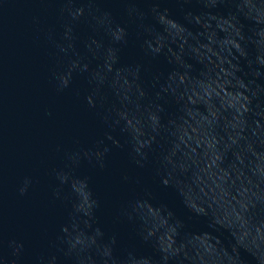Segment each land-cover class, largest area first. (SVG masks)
I'll return each mask as SVG.
<instances>
[{"label": "clouds", "instance_id": "obj_1", "mask_svg": "<svg viewBox=\"0 0 264 264\" xmlns=\"http://www.w3.org/2000/svg\"><path fill=\"white\" fill-rule=\"evenodd\" d=\"M121 2L129 5L125 11L135 24L144 56L152 59L164 56L173 67L166 75L153 74L148 83L143 64H122L120 53L129 43V25L117 22L111 12L92 15L93 31L102 30L107 43L90 38L85 43V56L75 51L73 27L66 26L64 39L68 44L66 47L57 44V48L65 55L72 50L77 58L69 62L66 70L54 72V78L62 91L70 86L74 73L85 76L90 88L86 102L90 108L97 109L106 129L103 139L97 142V150L85 152L84 158L89 162L95 158L103 169L104 159L113 148L126 147L130 161L137 168L142 169L154 160V174L164 187L177 193V181L203 175L210 160L213 166L219 163L217 171L227 169L235 175L243 171L241 195L233 201V216L223 219L209 213L204 217L210 232H228L231 243L214 241L211 251L196 249L186 255L184 221L167 204L154 203L151 192L145 189L143 195L119 206L116 219L131 224L138 239L154 249V255L142 254L135 247L118 251L117 235L107 234L95 218L101 201L91 197L85 220L79 197L75 196L70 224L62 229L60 237L64 256L73 264H84L85 260L88 264H183L184 261L247 264L246 256L253 257L256 264H264V123H261L264 121V83L261 82L264 81V0H197L205 11L198 15L189 11L184 17L186 24L199 29L196 32L172 19L167 9L152 7L155 23L149 24L145 23V13L135 6L138 0ZM221 6L229 7L227 15L213 12ZM65 11L74 22L85 14L82 7ZM89 13L92 14L91 9ZM241 17L254 25L248 34ZM220 25L227 27V38L233 44L220 47L218 40L213 47L222 59L213 57L210 61L202 45L208 43L213 33L219 34ZM181 40L187 43L183 48L176 47L174 41ZM190 60L202 65L198 74H194ZM221 86L232 100L224 107L217 95ZM169 102L178 106L175 114L166 113L165 105ZM194 127L199 129L197 139L190 135ZM117 136L123 138V144ZM123 179L129 180L127 176ZM88 182V177L75 179L72 191L74 184ZM223 188L236 194L231 179ZM25 192L26 188L20 190L21 195ZM55 195L60 198L59 191ZM181 200L192 217L199 216L183 197ZM149 208L169 217L174 243L161 245L152 235L153 217ZM21 248L22 245L16 246L15 252L18 254ZM41 264H57V258L42 260Z\"/></svg>", "mask_w": 264, "mask_h": 264}, {"label": "water", "instance_id": "obj_2", "mask_svg": "<svg viewBox=\"0 0 264 264\" xmlns=\"http://www.w3.org/2000/svg\"><path fill=\"white\" fill-rule=\"evenodd\" d=\"M135 6L145 13V23H155L150 10L158 6L161 10L167 9L172 19L193 32L199 29L186 24L185 14L191 11L198 15L205 11L197 0L189 3L138 0ZM81 7L85 9L84 16L72 21L65 9L75 11ZM127 7L129 5L121 0H94L92 3L73 0L71 4L66 0H0V264H41L42 260L46 262L53 256L57 264H73L64 256L60 237L62 229L70 224L69 214L75 196L79 197L85 220L91 197L101 201L95 218L107 234L117 235L118 251L135 247L142 254L154 255V249L138 239L131 224L116 219L119 206L134 196L143 195L145 189L151 192L154 203L167 204L184 221L186 255L196 249L211 251L214 241L231 243L228 232H210L204 217L209 213L223 219L233 216V201L241 195L243 171L236 175L227 169L217 171L219 163L213 166L210 160L203 175L178 180L177 193L173 188L164 187L154 174V160L142 169L137 168L130 161L126 147L113 148L104 159L103 169L95 158L91 162L84 158L85 152L97 150V142L103 139L106 129L97 109L90 108L86 102L90 88L85 76L74 73L70 86L62 91L54 78V72L66 70L69 62L77 58L72 50L65 55L57 48V44L65 47L68 44L64 39L66 26L73 27L75 51L85 56V43L90 38L107 43L102 30L93 31L92 15L111 12L117 22L129 25V43L120 53L122 64H143L148 83L153 74L166 75L173 67L164 56L155 59L144 56L135 24L126 14ZM228 11V6L213 10L220 15H227ZM241 23L245 34L254 27L243 17ZM227 32V27L220 25L219 34L213 33L208 43L202 45L210 61L213 57L222 59L213 47L218 40L220 47L233 44ZM186 43V40L174 41L179 48ZM189 63L193 64L194 74H198L202 65L191 60ZM217 95L221 107L232 103L226 88L221 86ZM177 107L169 102L165 105L166 113L175 114ZM190 135L197 139L199 129L194 127ZM117 138L123 144V138ZM105 143L110 145V142ZM125 176L128 181L123 179ZM84 177H88L89 182L74 184L72 191L74 180ZM229 179L235 195L223 188ZM22 188H26L23 195ZM57 191L59 199L55 195ZM181 197L198 217L191 216ZM149 213L153 217L152 235L161 245L174 243L169 217L151 208ZM20 245L22 248L17 254L15 247ZM246 260L247 264H256L251 256H246Z\"/></svg>", "mask_w": 264, "mask_h": 264}]
</instances>
